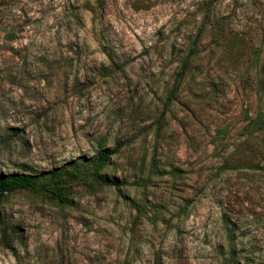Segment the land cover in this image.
<instances>
[{
  "label": "rangeland",
  "instance_id": "1",
  "mask_svg": "<svg viewBox=\"0 0 264 264\" xmlns=\"http://www.w3.org/2000/svg\"><path fill=\"white\" fill-rule=\"evenodd\" d=\"M200 4L0 0V264H264V0Z\"/></svg>",
  "mask_w": 264,
  "mask_h": 264
},
{
  "label": "trees",
  "instance_id": "2",
  "mask_svg": "<svg viewBox=\"0 0 264 264\" xmlns=\"http://www.w3.org/2000/svg\"><path fill=\"white\" fill-rule=\"evenodd\" d=\"M216 0H201V10L203 14V21L205 18H208L211 8ZM193 49L189 51L188 56L186 57L183 65V69L187 67L189 59L193 56ZM183 76V72H180V76ZM170 99L168 98V101ZM249 127L254 128L256 131H264V116L262 114H257L254 119H251ZM118 148L114 147L111 150H102L99 151L96 156L89 160L90 170H88V176H92L94 179L101 181H109L107 176L100 174V171L107 165L112 154L116 153ZM50 181L54 184L55 189H61L64 186L65 179L62 178V173L57 170H52L49 173ZM39 178L37 175L24 174V173H12V174H3L0 173V201L4 198L7 193H10L15 190H33L37 186ZM54 193V192H52ZM56 197L63 201L65 198L61 196L60 193H57Z\"/></svg>",
  "mask_w": 264,
  "mask_h": 264
}]
</instances>
